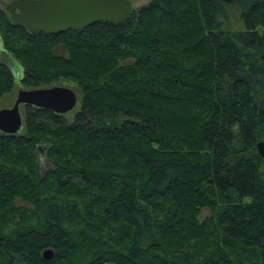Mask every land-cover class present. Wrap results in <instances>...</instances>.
I'll list each match as a JSON object with an SVG mask.
<instances>
[{
	"label": "trees",
	"instance_id": "obj_1",
	"mask_svg": "<svg viewBox=\"0 0 264 264\" xmlns=\"http://www.w3.org/2000/svg\"><path fill=\"white\" fill-rule=\"evenodd\" d=\"M0 44L23 86L66 75L81 93L68 122L25 105L22 131L0 132V221L15 196L41 214L34 226L0 231L5 264L74 260L96 244L81 230L74 241L63 226L74 216L96 219L119 242L105 249L115 264H264L255 149L264 142V0H149L118 24L56 34H29L0 9ZM12 83L1 63L0 93ZM45 136L56 140L46 142L55 166L39 176ZM43 188L79 200L40 198ZM201 208L209 215L199 222ZM163 245L170 251L157 257Z\"/></svg>",
	"mask_w": 264,
	"mask_h": 264
},
{
	"label": "water",
	"instance_id": "obj_2",
	"mask_svg": "<svg viewBox=\"0 0 264 264\" xmlns=\"http://www.w3.org/2000/svg\"><path fill=\"white\" fill-rule=\"evenodd\" d=\"M2 10L13 25L29 34H56L68 29L78 31L100 21L118 24L129 15L131 7L128 0H10ZM75 103L76 95L68 86L20 88L12 105L0 108V132L15 134L20 129L19 106L31 105L62 114ZM255 149L264 160V142H256ZM51 254V249H45L42 257L50 259Z\"/></svg>",
	"mask_w": 264,
	"mask_h": 264
},
{
	"label": "rangeland",
	"instance_id": "obj_3",
	"mask_svg": "<svg viewBox=\"0 0 264 264\" xmlns=\"http://www.w3.org/2000/svg\"><path fill=\"white\" fill-rule=\"evenodd\" d=\"M10 0H0V9L3 8V6L9 2ZM130 3L131 10H136L139 6L147 3L149 0H128ZM52 53L56 55L57 57H65L67 55L66 49L62 45H56L52 49ZM132 60L127 59L123 61L122 63H130ZM5 63L8 64L10 67V70L12 72L13 77V83L7 92L0 93V108H7L10 107L15 99L16 91L18 89H28V88H35V87H25L23 86L20 81V74H21V68L20 66L12 59V57L3 51L1 44H0V64ZM62 72V71H61ZM51 85H64L70 87L75 95H76V103L72 109H70L67 112H64L61 114V116L66 120L67 122L70 121L72 118V115L78 110L80 99H81V93L80 90L77 87L76 81L66 75L59 76L57 80L51 81L49 83H43L36 87H47ZM19 113L21 116V119L23 120L24 117V111L22 106H19ZM23 122V121H22ZM49 127H52L48 124ZM22 131V127L16 132L17 134ZM42 135V133H41ZM47 136V135H46ZM45 136V137H46ZM46 142L54 144L56 143V140L54 141L52 138L46 137V141H41L36 144V163H37V173L39 176L44 175L47 170L52 169L55 165L50 162L48 156L46 155ZM44 189V188H43ZM40 198L42 197H51L53 196L56 200H74L77 199L74 196H71V194L62 191V192H55L51 188L50 189H44L40 191ZM79 200V199H77ZM12 211L6 212L3 219L0 221V231L1 233H9L13 234L15 231L21 230L24 227L28 226H34L40 221L41 214H40V208L36 207L33 203H31L30 199H22L20 196H15L11 202ZM80 208L83 210V204L80 205ZM18 209H21L17 212ZM150 209V208H149ZM155 207L151 208V213L154 211ZM156 210V209H155ZM84 214V210L81 212ZM209 215V211L207 208H201L199 213L197 214V220L200 222L205 217ZM86 220V219H85ZM80 216L78 217H71L68 219L66 223H63V226L66 227L68 230L71 231H83L87 232L89 236H93L96 238L94 240V245H91V242H87L85 245L88 247H85L82 250L78 251L81 252V256L78 253L77 257L75 259H65L61 260L59 262H56L55 264H77L80 261H88V260H102V264H115L113 261H111V256L108 254H105V249L107 248H113L116 250H120V244L119 242H114L112 240H109L108 238V230H105V227L101 226L100 223L96 222V219L94 218H88L85 221ZM97 229V230H96ZM99 234V239L96 237L95 234ZM111 233V231H110ZM72 238L75 242H82L81 238L77 237L74 232H71ZM125 240H121L120 242H124ZM117 246V248H116ZM104 250V252H103ZM170 248H167L163 245V247L159 250L154 251L153 253L157 257H162L166 252H169ZM74 256V255H73ZM72 256V257H73ZM154 260V259H153ZM155 262V261H154ZM0 264H5V258L0 253Z\"/></svg>",
	"mask_w": 264,
	"mask_h": 264
},
{
	"label": "flooded vegetation",
	"instance_id": "obj_4",
	"mask_svg": "<svg viewBox=\"0 0 264 264\" xmlns=\"http://www.w3.org/2000/svg\"><path fill=\"white\" fill-rule=\"evenodd\" d=\"M52 252V251H51ZM53 254H51V257H52ZM47 260V259H46Z\"/></svg>",
	"mask_w": 264,
	"mask_h": 264
}]
</instances>
